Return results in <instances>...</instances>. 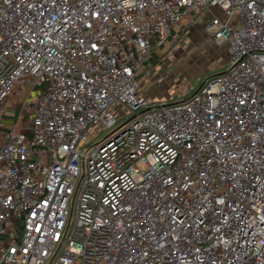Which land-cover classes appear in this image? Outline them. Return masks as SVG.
Instances as JSON below:
<instances>
[{
	"label": "built area",
	"instance_id": "1",
	"mask_svg": "<svg viewBox=\"0 0 264 264\" xmlns=\"http://www.w3.org/2000/svg\"><path fill=\"white\" fill-rule=\"evenodd\" d=\"M186 19L230 67L149 104ZM0 264H264V0H0Z\"/></svg>",
	"mask_w": 264,
	"mask_h": 264
},
{
	"label": "rangeland",
	"instance_id": "2",
	"mask_svg": "<svg viewBox=\"0 0 264 264\" xmlns=\"http://www.w3.org/2000/svg\"><path fill=\"white\" fill-rule=\"evenodd\" d=\"M193 22L179 24L177 28L172 30L165 47L151 51V56L158 51L160 54L154 55V64H148V67L147 65L143 66V72L140 73L139 77V91L141 94L143 92L148 94L147 102L149 104H168L183 100L191 95L206 78L230 67L227 47L214 44L210 36L204 31L203 25ZM150 93H154L155 96H150ZM33 97L34 93H32ZM32 98L24 102H31ZM7 101L10 102V100ZM20 102L15 101V104H8L5 123H11L12 116L18 114L16 110L20 108L22 110V106H20L22 103ZM21 115L22 118H25L27 113L21 112ZM130 116L131 113L125 110V113L117 118L116 123L111 128H90L89 133L92 135V139L85 147L94 146L96 142ZM74 218L75 207L71 212V223Z\"/></svg>",
	"mask_w": 264,
	"mask_h": 264
},
{
	"label": "crops",
	"instance_id": "3",
	"mask_svg": "<svg viewBox=\"0 0 264 264\" xmlns=\"http://www.w3.org/2000/svg\"><path fill=\"white\" fill-rule=\"evenodd\" d=\"M190 22V20L189 19H186V20H184L183 22H181V24H184V23H189ZM193 23H196V22H193ZM180 24V25H181ZM172 32V31H171ZM169 38V37H168ZM167 42H168V40H167ZM167 42H166V44H167ZM165 44V45H166ZM165 45L163 46V47H165ZM162 48V47H161ZM153 49H156V50H159V48H153ZM160 54V52L158 51V52H155V53H153L152 54V56H151V54H150V56L147 58V60L145 61L146 63H144V65L143 66H146L147 65V67H148V64L149 65H152V64H154L153 63V60L155 59V56L154 55H159ZM226 70V69H225ZM224 71V70H223ZM222 72V71H221ZM140 75L141 74H139V77H140ZM143 94H144V92H143ZM142 94V96L144 97V98H146L147 99V97H148V94H144L143 95ZM150 96H155V94L154 93H150ZM8 124H10V122H4V125H8Z\"/></svg>",
	"mask_w": 264,
	"mask_h": 264
}]
</instances>
